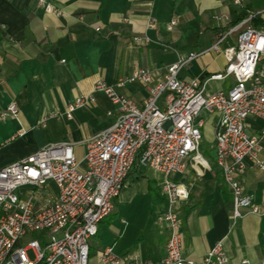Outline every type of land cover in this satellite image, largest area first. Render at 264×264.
Listing matches in <instances>:
<instances>
[{
  "label": "crops",
  "instance_id": "obj_1",
  "mask_svg": "<svg viewBox=\"0 0 264 264\" xmlns=\"http://www.w3.org/2000/svg\"><path fill=\"white\" fill-rule=\"evenodd\" d=\"M47 1L60 13L47 12L37 0H0V114L13 102L19 108L16 117H0V168L61 142H72L82 160L87 142L120 115L116 105L96 92L94 104L66 116L68 106L78 96L90 94L98 80L142 104L148 90L139 80L128 81L134 72L149 69L155 80H161L168 64L194 51L200 55L180 71V77L200 79L210 92L230 90L236 82L233 76L211 78L223 73L227 64L224 54L214 53L211 46L220 31L264 7V0ZM150 15L158 28L148 27ZM217 15L228 21L218 22ZM171 18L177 25L168 30ZM145 35L150 41L134 39ZM236 40L237 33L229 35L222 48L234 46ZM121 79L127 81L120 87ZM55 112L61 116H51ZM198 120L214 141L219 114L202 111ZM246 124L251 133L264 135L262 119L250 116ZM262 147L264 160V139ZM204 158L205 165L189 158L183 173L170 176L190 192L177 206L185 264H202L217 241L223 242L228 264L259 263L264 259V218L247 213L233 224L232 193L216 166L215 148L210 159ZM237 177L256 202L262 201L264 170L248 161ZM165 178L151 167L131 170L128 186L113 199L112 212L99 222L98 233L90 240V264H100L108 247L118 255L135 253L150 264H161L170 234L157 221L168 209L161 190Z\"/></svg>",
  "mask_w": 264,
  "mask_h": 264
},
{
  "label": "built area",
  "instance_id": "obj_2",
  "mask_svg": "<svg viewBox=\"0 0 264 264\" xmlns=\"http://www.w3.org/2000/svg\"><path fill=\"white\" fill-rule=\"evenodd\" d=\"M37 1L47 12L60 13L47 0ZM215 19L228 21L225 15ZM176 25L177 19L171 18L167 28L173 30ZM157 26V19L150 15L148 27ZM227 27L211 46L214 53L224 54L227 64L223 73L211 78L233 76L236 82L230 90L210 92L200 79L180 77V71L200 55L194 51L168 64L161 80H155L149 69L134 72L128 81L139 80L148 90L142 104L98 80L90 94L78 96L68 106L66 116L71 118L77 108L94 104L96 92L116 105L120 115L112 126L87 142L82 160L77 158L72 142H61L0 168V264H90V240L97 235L99 222L112 212L113 199L128 186L135 166L165 174L161 190L168 209L157 221L170 234L161 264H185L177 206L190 192L170 176L183 173L189 158L205 165L200 151L204 123L198 120L202 111L219 114L214 130L215 161L231 189L233 224L247 213L264 218V198L256 202L237 177L248 161L264 170L260 157L264 135L251 133L246 124L250 116L264 121V7ZM233 33H237L236 44L223 49L222 44ZM134 39L150 41L146 35ZM126 81L121 79L117 84L121 87ZM18 114L13 102L0 117L5 120ZM51 116L60 117L61 113ZM29 251H33V259ZM228 260L223 242L217 241L202 264H228ZM242 263L250 264L248 260ZM100 264L150 262L135 253L118 255L108 247ZM257 264H264V259Z\"/></svg>",
  "mask_w": 264,
  "mask_h": 264
},
{
  "label": "rangeland",
  "instance_id": "obj_3",
  "mask_svg": "<svg viewBox=\"0 0 264 264\" xmlns=\"http://www.w3.org/2000/svg\"><path fill=\"white\" fill-rule=\"evenodd\" d=\"M207 129L210 130V127L212 125V120H208L207 121ZM203 132V139L200 143V151L201 153L207 158V159H210V155H213L214 154V148H215V143L214 141H212L211 137H208L204 130L202 131ZM29 256L33 259L34 258V253L33 251H29Z\"/></svg>",
  "mask_w": 264,
  "mask_h": 264
}]
</instances>
